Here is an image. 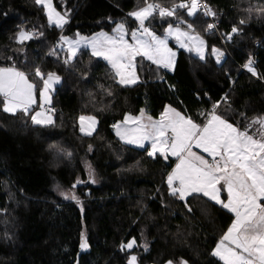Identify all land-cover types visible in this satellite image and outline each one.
I'll use <instances>...</instances> for the list:
<instances>
[{
  "label": "trees",
  "instance_id": "16d2710c",
  "mask_svg": "<svg viewBox=\"0 0 264 264\" xmlns=\"http://www.w3.org/2000/svg\"><path fill=\"white\" fill-rule=\"evenodd\" d=\"M151 1L170 6L178 0ZM203 1L216 13L221 35L233 26L240 29L223 61L217 64L211 55L212 47L221 46L200 14L150 17L145 24L158 35L168 23H191L206 43L205 59L178 50L169 73L136 57L139 82L125 86L88 48L78 49L67 65L65 48L50 53L61 35L90 38L111 32L119 22L135 28L128 13L144 0H53L58 11L68 12L62 29L48 24L34 0H0V67L14 65L40 85L35 66L60 76L51 94V125H34L22 112L5 113L0 97V264H127L131 255L138 264L180 259L223 264L212 252L233 215L199 194L183 201L171 196L166 177L174 161L149 157L147 148L123 144L112 131L126 114L139 115L143 109L158 118L165 106L200 122V113L218 103L217 113L241 129L264 118V12L257 11L264 0ZM187 23L179 26L187 29ZM21 27L34 35L18 44L15 34ZM252 54L257 78L239 69ZM81 116L97 120L93 134L80 132ZM258 128L253 125L250 134ZM58 186L77 199L62 200ZM82 232L88 244L83 250ZM132 238L137 242L133 249L122 250Z\"/></svg>",
  "mask_w": 264,
  "mask_h": 264
},
{
  "label": "snow or ice",
  "instance_id": "6c2138e0",
  "mask_svg": "<svg viewBox=\"0 0 264 264\" xmlns=\"http://www.w3.org/2000/svg\"><path fill=\"white\" fill-rule=\"evenodd\" d=\"M42 6L49 25L62 29L68 23V12L61 13L53 5V0H34ZM200 0H179L171 7H164L159 2L145 0V6L128 13L138 23L137 28L131 29V42L125 37L129 34L126 25L121 22L113 29L114 35L99 33L92 37H84L79 33L74 38L61 35L59 43L53 47L51 55H56L55 48L66 47L65 65L77 55L81 47L90 48L91 55L102 57L114 71L115 78L120 85L135 84L138 80L136 74V57H142L158 68L172 69L175 63L176 52L168 47L167 39L172 37L180 48L188 52H195L200 60L205 59V41L193 31V25L183 19L173 27L168 23L165 36L160 37L146 26L145 21L156 18L161 20L175 17L178 10H185L188 17L196 15ZM249 13L252 8L247 9ZM264 12V8L257 9ZM205 16H215L209 5L204 4ZM187 23V30L179 25ZM245 23L244 20L240 21ZM214 24L208 23L207 29L212 30ZM240 31L233 26L227 38L232 39L233 34ZM33 33L23 27L15 34V41L23 44L33 38ZM217 63L223 52L216 47L211 49ZM253 76L257 75L251 58L244 65ZM35 77L42 81L30 82L24 71L14 65L0 67V97H2L3 111L15 114L17 111L30 115L34 125H51L54 123L51 114H46L44 105L50 103L49 92L53 86L60 82L56 73H43L39 66L34 68ZM39 91V111L30 114L32 105L36 103V92ZM108 91V95H111ZM218 103L206 112H201L203 119L194 121L190 116L182 114L171 106H165L158 120L145 116L141 109L139 116L125 115L123 124L113 125L116 135L126 144H134L144 148L145 142L150 143L147 150L149 157L158 153L164 159L175 157V167L167 175V187L171 196L186 200L193 194L207 197L221 205L233 215L230 226L222 234L212 252L223 264H264V118H254L243 129L234 126L225 120L216 109ZM88 121L86 128L84 122ZM80 131L91 135L96 124L94 117H80ZM134 127H127L129 123ZM253 125H259L256 134H250ZM193 148L200 149L211 159L197 154ZM68 155H71L70 153ZM90 180H95L91 174ZM76 183H81L79 178ZM75 187V184L72 186ZM226 192V199L222 193ZM65 195L67 199V194ZM72 199H77L73 194ZM187 206V205H186ZM189 211L191 209L189 208ZM135 238L122 244L124 248L133 249ZM88 247L84 233H81L80 248ZM147 246L145 245V248ZM127 264H137V257L131 255ZM167 264H187L180 259L178 262L168 260Z\"/></svg>",
  "mask_w": 264,
  "mask_h": 264
},
{
  "label": "rangeland",
  "instance_id": "374dc122",
  "mask_svg": "<svg viewBox=\"0 0 264 264\" xmlns=\"http://www.w3.org/2000/svg\"><path fill=\"white\" fill-rule=\"evenodd\" d=\"M143 7V6H142ZM141 7V8H142ZM45 13V12H44ZM197 14V13H196ZM46 15V14H45ZM156 16H158V15H156ZM159 17V16H158ZM194 17V16H193ZM46 18H47V16H46ZM190 18H192V17H190ZM131 19H133L134 20V18L133 17H131ZM48 21V20H47ZM136 22V21H135ZM119 23H121V22H119ZM118 24V23H117ZM116 24V25H117ZM116 25H115V27H116ZM51 26H54L55 27V25H51ZM115 27L113 28V29H115ZM138 27V23L136 22V24H135V28H137ZM173 27H175V26H173ZM167 28V27H166ZM165 28V29H166ZM113 29H112V31L111 32H103V33H107L108 35H114V32H113ZM183 29V28H182ZM150 30H152L151 28H150ZM184 30H187V29H184ZM153 31V30H152ZM130 32H131V30H129V34L125 37L129 42H131V35H130ZM99 34V33H98ZM156 34V33H155ZM156 35H158V34H156ZM158 36H160V37H164L165 36V30H164V33L162 34V35H158ZM203 39V38H202ZM204 40V39H203ZM60 42V41H59ZM58 42V43H59ZM167 44H168V47L169 48H171L172 49V51H174V52H176V57H177V52H178V50H183V51H186L185 49H183V48H180L179 47V45L177 44V42H176V40L174 39V38H172V37H169L168 39H167ZM206 44V43H205ZM59 49H62V48H60V47H58ZM81 48H85V47H81ZM213 48V47H212ZM217 49H219V50H221L222 52H223V56L220 58V62L219 63H217V61H216V58L212 55V53H211V55H212V57L214 58V61L217 63V64H220L222 61H223V59L225 58V56H226V52L222 49V48H218V47H216ZM65 49H66V47H65ZM80 49V48H79ZM89 50H90V52H91V49L90 48H88ZM78 51V50H77ZM196 57H198L196 54H195V52H192ZM205 55H206V50H205ZM176 57H175V60H176ZM98 58H100V59H102L103 61H105L107 64H108V62L106 61V60H104L102 57H98ZM199 58V57H198ZM149 62H151V61H149ZM175 64V63H174ZM109 65V64H108ZM245 65V64H244ZM109 67L111 68V66L109 65ZM112 69V68H111ZM113 70V69H112ZM114 72V71H113ZM248 72V71H247ZM250 73V72H249ZM250 74H252V73H250ZM257 76V75H256ZM30 81V80H29ZM30 82H32V81H30ZM139 82V79L137 80V82L136 83H138ZM135 83V84H136ZM58 84V83H57ZM56 85V84H55ZM54 85V86H55ZM132 85H134V84H131V85H125V86H132ZM43 85H42V82H41V85H40V87H42ZM54 86H53V88H54ZM52 92H53V89L49 92V96H50V100H51V94H52ZM36 103L35 104H33L32 105V108H35V111H39L40 110V107H39V104H40V101H39V91L38 92H36ZM45 105H50V103H46ZM31 108V109H32ZM30 109V110H31ZM35 111H34V113H35ZM17 112H20V111H17ZM16 112V113H17ZM46 112V111H45ZM6 113V112H5ZM33 113V114H34ZM7 114H9V115H13V114H11V113H7ZM46 114H51V112H46ZM51 116H52V118H53V115L51 114ZM133 116H135V115H133ZM139 116V115H138ZM145 116H149V115H147V114H145ZM85 117H91V116H85ZM160 118V117H159ZM158 118V119H159ZM154 120H158L157 118H153ZM96 120V119H95ZM88 121H85L84 122V125H85V127L87 128L88 127ZM81 127V122H80V119H79V128ZM96 127H97V120H96V124H95V126H94V130L92 131V134L95 132V130H96ZM127 127H134V125L130 122L128 125H127ZM112 131H113V133L115 134L116 132H115V129H114V127H112ZM81 132V131H80ZM82 133V132H81ZM82 134H84V135H86L85 133H82ZM259 135H260V133H258L257 134V138H259ZM134 145V144H133ZM146 145H150V143H148V142H145V146ZM134 146H136V145H134ZM144 146V147H145ZM135 148H137V147H135ZM150 148H151V145H150ZM196 148H193V151H195L197 154H199V155H203L206 159H208L209 157L207 156V154L206 153H202L201 152V150L200 149H198L197 151L195 150ZM156 155H159L158 153L156 154ZM170 158H175V157H170ZM166 160V159H165ZM55 191H56V193L60 196V198H62V200H64V201H70V200H72V195L74 194V192L73 191H71V190H64V189H61L60 188V186H58V187H56L55 188ZM62 193H64V194H67V196H68V198L66 199L65 198V195H62ZM138 264V263H137ZM165 264H167V262L165 263Z\"/></svg>",
  "mask_w": 264,
  "mask_h": 264
},
{
  "label": "built area",
  "instance_id": "2783aa9c",
  "mask_svg": "<svg viewBox=\"0 0 264 264\" xmlns=\"http://www.w3.org/2000/svg\"><path fill=\"white\" fill-rule=\"evenodd\" d=\"M149 2H154V1L149 0ZM176 3H179V0H178ZM204 4H205V2H204L203 0H200V3L198 4V10H197V13L200 14V15L206 20V27H207V24H208V23H212V24L215 25V27H214L212 30H208V29H207V30H208V32L212 33V34L218 39L221 48L227 53V52H228V51H227V46H228L230 40L227 38V36H223V35L220 34L219 29H218L217 22H216V20L214 19L213 16H205V15L203 14V12H204ZM162 5H163L164 7H171V6H172V5L168 6V5H164V4H162ZM207 5H208V4H207ZM144 6H145V0H144V5H143V7H144ZM210 8H211V7H210ZM211 9H212V8H211ZM178 11H185V10H178ZM212 11H213V10H212ZM156 15H158V14H156ZM250 58H251V60L253 61V67L255 68V66H256V64H257L256 55H255V54L250 55V56L248 57L246 63L248 62V60H249ZM246 63H245V64H246ZM163 69H165V68H163ZM239 69H240V71L249 74V75L252 76L253 78H257V76H253L252 74H250L249 72H247V69L244 67V65L241 66V67H239ZM165 70H166L167 72L171 73V71H169L168 69H165ZM211 108H212V106L210 107V109H211ZM44 110H45L46 112H52L51 107L48 106V105H47V106H44ZM216 110H217V109H216Z\"/></svg>",
  "mask_w": 264,
  "mask_h": 264
},
{
  "label": "crops",
  "instance_id": "0c3cea01",
  "mask_svg": "<svg viewBox=\"0 0 264 264\" xmlns=\"http://www.w3.org/2000/svg\"><path fill=\"white\" fill-rule=\"evenodd\" d=\"M173 67H174V65H173ZM173 67H172V69H168L169 71H171L172 72V70H173ZM44 106H47V105H44ZM49 106V105H48ZM126 115H129V116H133V115H130V114H126ZM140 115V114H139ZM136 116H138V115H135V116H133V117H136ZM125 117V116H124ZM160 117V116H159ZM158 117V118H159ZM157 118V119H158ZM123 121H124V118H123ZM123 121L122 122H120V124H123ZM257 134H258V132H257ZM257 134H256V136H257ZM115 136L117 137V139L120 141V142H122L123 144H126V143H124L123 141H121L120 140V138L116 135V133H115ZM126 145H128V146H131V147H137V146H134L133 144H126ZM137 148H139V147H137ZM144 148H147L148 150H150V145H146ZM140 149H142V148H140ZM196 151L198 150V149H195ZM168 159H172L173 161H174V164H173V167L172 168H174L175 167V163L177 162L176 161V158H168ZM209 160L211 159V157H209L208 158ZM172 168H171V170H172ZM171 170H170V172H171ZM166 185H167V177H166ZM194 195V194H193ZM226 196H227V194H226V192H223L222 193V199H226ZM211 201V200H210ZM211 202H213V203H215L214 201H211ZM216 204V203H215ZM218 205V204H217ZM226 210V209H225ZM215 249V248H214ZM216 257V256H215ZM218 260H219V258L218 257H216ZM222 262V261H221ZM223 263V262H222Z\"/></svg>",
  "mask_w": 264,
  "mask_h": 264
}]
</instances>
